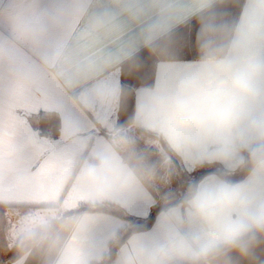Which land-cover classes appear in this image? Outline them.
Wrapping results in <instances>:
<instances>
[{
  "label": "clouds",
  "instance_id": "1",
  "mask_svg": "<svg viewBox=\"0 0 264 264\" xmlns=\"http://www.w3.org/2000/svg\"><path fill=\"white\" fill-rule=\"evenodd\" d=\"M107 2V10L90 14L81 0H46L42 7L41 0H0V28L12 36L0 41V84L38 99L56 87L81 116L110 105L114 96L104 87L77 92L114 62L99 55L101 46L120 36L127 21L140 29L133 48L155 51L188 9L184 0ZM215 2L191 0L196 11ZM59 36L65 39L54 42ZM151 107L173 152H206L226 166V174L190 182L178 198L166 194L153 229L129 225L131 235L121 243L112 218L101 209L156 203L150 190L168 181L172 162L167 156L158 163L143 157L133 162L131 137L112 132L63 176L87 195L89 210L74 216L62 208L49 210L42 239L53 248L65 240L57 264H107L114 245L119 246L116 264H264V0H245L233 24L204 23L198 59L152 99ZM61 139L85 151L74 123H64ZM48 149V142L34 135L0 142V178L22 172L17 185L26 186L28 158ZM237 172L242 178L231 179ZM25 227L32 238L37 226ZM97 230L104 237L93 241Z\"/></svg>",
  "mask_w": 264,
  "mask_h": 264
},
{
  "label": "crops",
  "instance_id": "2",
  "mask_svg": "<svg viewBox=\"0 0 264 264\" xmlns=\"http://www.w3.org/2000/svg\"><path fill=\"white\" fill-rule=\"evenodd\" d=\"M222 1L227 0H216L212 7ZM45 2L46 0H41V7ZM242 2L244 6L245 0ZM81 3L90 14H97L109 8L107 0H81ZM184 6L188 9V14L172 25L168 34L159 42L158 49L163 48L164 45L169 46L179 38H184L183 36L187 33L184 32L182 25L188 20H199L201 13L205 11H196L191 0H184ZM122 23L124 24L123 33L118 37L109 39L100 48L99 55L112 58L114 62L102 75L89 81L81 89H77L79 92L93 87H104L113 93L114 99L110 105L88 112L86 116H81L56 87L50 86L46 98L38 99L10 91L3 84H0V142L19 143L26 135H34L46 140L49 145L48 151L39 158H28L26 173L29 179L26 186L17 185L16 177L23 174L22 172L0 178V213L8 214L16 210L49 211L53 208H62L66 210L68 216H74L88 211L87 195L77 191L71 184L65 183L63 176L75 166L83 155H86L87 151L100 147L107 142L111 133L116 130L130 134L134 146L141 144V149L137 151L134 148V153L135 155L136 153L139 154L149 163L152 152L160 149L156 147V141L141 136L137 129H145L164 137L167 136V132L159 127L153 116L151 101L163 91L171 80L191 70L192 67L184 61H175L167 55L166 58H158L153 63L148 82L140 83L133 88L129 105L123 95L124 89L119 86L120 73L117 74L119 71L116 72V69L143 60L148 55L152 56L153 51L142 46L133 48L138 40L140 29L128 24L127 21H122ZM63 39H65L63 36H59L54 39V42ZM4 40L11 41L12 36L6 28H0V41ZM130 48L133 50L127 54ZM22 54L31 56L27 50H24ZM116 74L117 76H115ZM50 113H55L60 117L61 126L58 138L42 136L39 130L34 127L42 115ZM69 121L77 125L80 130L81 140L85 145L84 152L66 146L61 139L62 127L65 122ZM134 153L133 162H135L134 157H136ZM176 156L188 168L212 166L213 160L208 158L206 152L191 153L186 156L176 154ZM211 169H207L202 174V178L210 174L219 175L218 172H212ZM150 191L151 197L156 203L146 200L127 210L112 206L101 209L112 218V227L119 232L121 243L131 235L129 225H135L137 230L144 232H150L153 229L161 204L153 190ZM20 220H25V216L21 217ZM103 237L104 232L97 230L90 239L100 241ZM64 243L65 240L61 239L59 245L53 248L48 241L41 237L16 259H8L3 264H57L59 250ZM113 251L115 253L112 256ZM118 251V245L111 246L107 259L108 261L111 257L110 264H116Z\"/></svg>",
  "mask_w": 264,
  "mask_h": 264
},
{
  "label": "rangeland",
  "instance_id": "3",
  "mask_svg": "<svg viewBox=\"0 0 264 264\" xmlns=\"http://www.w3.org/2000/svg\"><path fill=\"white\" fill-rule=\"evenodd\" d=\"M242 6V0H227L217 3V5L213 7L211 6V8L202 12L199 20H188L182 25L185 30L184 32L187 33L183 36L184 38H179V40L174 41L172 44H169V46L164 45L163 48H157V50L153 51L152 56L148 55L143 60L129 63L128 65H123L121 69H116V72L119 71L117 74L120 73L119 86L124 89L123 95L126 102L128 104L129 102L131 103L130 99L133 95L132 90L136 85L148 82V76L153 69V63H155L158 58H164L167 55L175 61H184L188 66L192 67V61H196L198 59V37L202 25L209 20H214L216 23L233 24L238 20L241 14ZM117 74L115 76H117ZM127 135L129 136L130 134ZM159 136L161 140L156 142V147H159L160 149H156V152H152L150 163H158L163 157H168L169 155L166 153V148H164V144L168 145L165 137L162 135ZM134 148L138 151L141 149V144H136ZM158 152L159 155H157ZM135 156L134 160L137 157H141L137 153ZM178 160L180 167L177 168L175 165L172 166L171 175L168 178V181L166 183L158 182L156 189L153 190L156 194V198L160 201V204L162 198L168 193H173L178 198L186 189L187 185L190 182L200 180L202 178V174L207 169L212 168L211 171L218 172L219 175H224L227 172L226 166L219 161H212V166L204 165L200 168L193 169L192 167H185L179 158ZM242 174L243 173L241 172H237L231 176V179L235 180ZM48 213L49 211L42 210H38L36 212L34 210H16L9 212L8 214L0 213V264L5 263L8 259L12 260L9 254L12 251L11 247L14 245L16 235H18L29 223L37 226L38 224H47L46 220H48ZM65 214L68 215V213ZM23 216H25V220L21 221L20 219ZM110 262L111 257L107 261V264H110Z\"/></svg>",
  "mask_w": 264,
  "mask_h": 264
},
{
  "label": "trees",
  "instance_id": "4",
  "mask_svg": "<svg viewBox=\"0 0 264 264\" xmlns=\"http://www.w3.org/2000/svg\"><path fill=\"white\" fill-rule=\"evenodd\" d=\"M60 117L55 114V113H50V114H44L40 117L39 121L34 124V127L39 130L40 134L45 137H50V138H58L60 135ZM137 132L141 136H145L148 140L152 141H158L161 140L160 136L156 133L147 131L145 129H137ZM167 150L166 153H168V157L170 156L172 166H176L177 168L180 167L179 165V160L176 157V155L173 153L171 148L167 145L164 144ZM243 174L236 178L235 180L241 179ZM48 221V220H46ZM46 224H38L36 227L35 234L32 238H29L30 233L29 230H27L25 227L21 230V232L16 235L14 245L12 248L11 253L9 254L12 259H16L18 256H20L25 250H27L29 247H31L38 239L42 237V229ZM114 251L112 252V256L114 255Z\"/></svg>",
  "mask_w": 264,
  "mask_h": 264
}]
</instances>
